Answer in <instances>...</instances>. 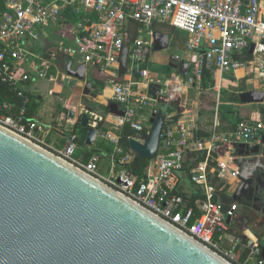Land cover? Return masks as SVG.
Segmentation results:
<instances>
[{
	"label": "built area",
	"instance_id": "2783aa9c",
	"mask_svg": "<svg viewBox=\"0 0 264 264\" xmlns=\"http://www.w3.org/2000/svg\"><path fill=\"white\" fill-rule=\"evenodd\" d=\"M155 25H169L184 32V50L192 54L193 63H188L187 72L168 83L164 78L152 77L147 66ZM133 29L136 37L131 39ZM42 33L60 38L58 42L47 39L54 42L51 46L55 50L48 53L54 63L45 59L44 50L37 49ZM251 45L252 62L233 60L234 56L245 55ZM124 47L128 48L127 68L123 82L118 83L114 78L118 77L119 56ZM58 54L65 56L66 64L71 61L74 69L84 65L86 77L94 68L110 76L99 93L108 91L109 102L119 105L123 117L110 114L106 103L105 114L81 104L72 107L75 118L70 129L62 124L67 113L50 126L26 120L30 99L24 87L46 78L45 69L55 68ZM246 65L264 80V10L260 0H0V84L21 101L20 106L8 102L0 105V127L50 151L134 201L230 264H264V244L252 242L248 257L243 259L245 245L229 234L226 219L236 215L238 203L222 212L216 201L218 193L239 182L237 168L230 165L235 153L233 145L261 144L262 122L240 118L234 131L220 132L215 119L212 133L201 140L187 130L185 122L175 123L176 112L168 110L156 155L149 160L141 178L125 167L136 156L121 144L125 126L133 132L126 137L128 145L131 140L144 143L142 137L150 131L152 113L159 109L148 93L149 85L164 87L174 82L188 92L200 91L205 71H216L219 77L224 73L234 75ZM55 74L48 80L55 82L62 75L59 71ZM205 90L219 96L220 85L209 82ZM84 114L88 117L87 127L97 131L95 140L107 146V175L99 167L102 153L91 154L86 161L76 157L80 143L74 128ZM51 131L61 135L60 148L46 142ZM223 148L221 156L219 151ZM186 152L204 156L190 170L192 203L191 198L180 193Z\"/></svg>",
	"mask_w": 264,
	"mask_h": 264
},
{
	"label": "water",
	"instance_id": "95a60500",
	"mask_svg": "<svg viewBox=\"0 0 264 264\" xmlns=\"http://www.w3.org/2000/svg\"><path fill=\"white\" fill-rule=\"evenodd\" d=\"M168 45L167 33H154L153 52L165 51ZM252 52L253 45L245 55L234 56L233 60L250 62ZM127 57L128 48L124 47L119 56L118 77L114 78L118 83L123 82ZM168 60V67L179 75L187 72L186 62L173 55ZM60 73L69 78L58 77L63 87L83 82L82 95L94 100L98 94L88 79L104 85L111 78L98 68L86 77L85 66L74 69L71 61ZM148 93L160 110L152 113L150 131L142 137L144 143L131 140L129 148L136 157L150 160L160 143L166 110H174L177 115L185 112L188 91L172 82L164 87L151 84ZM108 97L106 94L109 113L123 117L119 105L110 103ZM238 98L241 105L264 104V91L239 92ZM67 117L74 120V112L67 111ZM87 124L84 114L79 125L86 129L85 145L91 146L97 131ZM260 141L253 147L233 145L235 153L230 165L239 174L233 202L245 215L260 213L264 224V133ZM219 154L224 156V148ZM245 221L250 220L235 215L227 218L226 224L232 226L236 222L239 233L230 232L239 237L245 236ZM261 257L264 259V247ZM0 264L230 263L50 151L0 127Z\"/></svg>",
	"mask_w": 264,
	"mask_h": 264
},
{
	"label": "crops",
	"instance_id": "0c3cea01",
	"mask_svg": "<svg viewBox=\"0 0 264 264\" xmlns=\"http://www.w3.org/2000/svg\"><path fill=\"white\" fill-rule=\"evenodd\" d=\"M261 1V5H262V8H263V10H264V0H260ZM154 30H155V32H161V33H169V31H172V32H174V30L169 26V25H155L154 26ZM169 35V34H168ZM185 39H186V36H185ZM169 41H170V37H169ZM51 43L53 44L54 42H51V41H47V40H44V39H42V41H41V49L39 48V50L40 51H42V50H44L45 52H46V54L47 55H45L44 57H45V59L46 60H49L51 63L53 62L54 63V61L53 60H51L50 58H48L47 56H48V53H51V52H53L54 50H55V47H53L52 48V46H51ZM169 46V45H168ZM184 48V45L182 46V49ZM38 49V48H37ZM153 49V48H152ZM185 51V50H184ZM151 52H153V50L151 51ZM150 55V54H149ZM149 55H148V59H147V66L149 67V69L151 70V72H152V76L153 77H155V78H164V75L163 74H159V73H157L158 71H156V69H163L164 68V64L163 63H160V62H156V63H154V67H153V64L151 65L150 64V62H149ZM170 55H173V56H175V54H173V53H171ZM177 55V54H176ZM181 55H184L185 57H186V59L187 60H189L190 58H191V56H192V54L190 53V52H183V50H182V53H178V56H181ZM176 57V56H175ZM61 58V59H60ZM168 58L169 57H167V66L165 67V72L166 71H169V70H171V71H173L172 69H170L169 67H168V62H169V60H168ZM178 58V57H177ZM60 59V60H59ZM181 61H183V62H186L187 64H188V62L187 61H184V60H181ZM252 61H253V58H252ZM252 61H250V62H252ZM246 63L248 62L249 63V61H245ZM66 63H65V56L64 55H62V54H58V59H57V61L55 62V68H54V71H55V73H56V71H61V70H63L65 67H64V65H65ZM163 67V68H162ZM53 68V67H52ZM155 68V69H154ZM176 73H177V75H178V72H177V70H174ZM237 71H241V75L240 76H238L237 75ZM236 71V73L233 75V74H231V73H224V74H222L220 77H219V74H218V72H212L211 74H212V78H213V80H214V83H215V85L217 86L218 85V83H219V85H220V91H221V89L222 88H224L226 91H228V92H231V91H229V90H227L226 88H225V85L224 84H226V83H228V82H230L231 80H233L234 82H235V86H237V90H235V91H233L234 93H239V92H243V91H247V90H258V91H264V80H262V79H260L259 77H258V75H256V74H254V73H252L251 71V67H249V65H246V67L245 68H243V69H239V70H237ZM164 72V73H165ZM91 73L92 72H90L89 73V75L91 76ZM61 74V73H60ZM56 74H54L53 76H50V77H54ZM65 74H62L61 75V78L63 77L64 79H69L68 78V76L67 75H65L66 76V78H65V76H64ZM228 75H230V81H229V77H225V76H228ZM89 76V77H90ZM47 77V76H46ZM49 77V78H50ZM49 78H47V79H49ZM255 80V81H254ZM258 80V81H257ZM49 81V80H48ZM50 83H51V93H50V95L51 96H53V93L54 92H56L57 91V96L56 97H60L61 96V93L63 92V89L65 88V87H63V83L61 82H58V79H56V81L55 82H53V81H49ZM83 82H79V81H77L76 82V84H75V87H77V89L79 90V92H80V94H79V100H81V98L82 97H85V96H83L82 95V88H81V84H82ZM31 83H29V84H27V85H25V87H24V91H25V93H26V95L27 96H31V97H34L33 95H30V92L27 90V86L28 85H30ZM104 86V85H103ZM103 86H102V88H103ZM239 86H243V88H244V90H242V91H240L239 90ZM250 87V88H249ZM101 88V89H102ZM201 91V90H200ZM212 90H205L204 89V91L202 92V94H204V95H206V93H210ZM214 92V91H213ZM233 92H231V93H233ZM55 94V95H56ZM98 94V96H97V98L94 100V99H92L93 101H91V100H89V98H87L88 99V101L89 102H93V106H102V107H104V105L103 104H106V101L105 102H100V101H98V98H101V97H105L106 98V91H104V95H100V93H97ZM110 95V94H109ZM110 97V96H109ZM109 97H108V101H109ZM86 98V97H85ZM219 98V97H218ZM78 100V101H79ZM41 102H42V100H41V97H39V98H36V100H35V105H36V112L34 113V115H33V120H38V121H41L42 122V120L39 118V115H38V113H37V109H38V107H40V105H41ZM77 104H78V102H77ZM218 104H219V102H218ZM70 105V104H69ZM233 106L234 107H237L238 109V111H239V113H240V115H236L235 117H238L239 119L240 118H251V119H253V120H256V121H259L260 120V118L262 119V115H261V112H260V108L262 107V106H264V104H260L259 105V107H258V110L256 109V108H253V105H250V104H248V105H241L240 103L239 104H233ZM72 107H75V106H70V108H69V110L72 108ZM158 109H159V107H158ZM160 110V109H159ZM252 110H253V115H250V113L252 112ZM67 111L68 110H66L64 113L63 112H60V114L58 115V117L57 118H55V119H53L52 120V122L51 123H44V122H42V123H44V124H46L47 126H50V125H55V123L61 118V116L63 115V114H66L67 113ZM249 114V115H248ZM261 115V116H260ZM194 118H197V116H193L192 118H191V120L190 121H192V124H194V122H195V120H194ZM186 119H185V117H180V119L178 120V121H184L185 123H186V121H185ZM64 121L66 122H61L62 124H66V126L67 127H69V129L70 128H72V125H73V123L74 122H72V120H70L67 116H66V118H64ZM259 122H261V121H259ZM76 126H78V125H76ZM192 126H194V129L193 128H191L192 130H193V132H194V130H196V127H197V125L195 126V125H192ZM74 130H75V133H76V127L74 128ZM55 134L56 135V139L55 140H51V142L49 143V144H51L53 147H55V148H60L61 147V145H62V143H63V140H62V137H61V135L60 134H58V133H55V132H53V131H51L50 132V134L49 135H51V134ZM48 135V136H49ZM78 136V135H77ZM79 137V136H78ZM86 137V136H85ZM84 141H85V139H84ZM97 143V144H96ZM99 144V145H98ZM98 145V146H97ZM56 146H58V147H56ZM86 147V148H85ZM76 152H77V154H76V157L77 158H79V159H82V160H88L89 159V157H90V155L91 154H94V153H102V155H103V158L101 159V161H103V160H105V161H107L108 162V160L106 159V155H107V153H108V151H107V146L106 145H103V144H100L99 142H98V140H94V142H93V144L91 145V146H86L85 145V143L84 144H82V145H80L79 146V149H77L76 150ZM101 161H100V163H101ZM99 167H100V164H99ZM100 169H101V167H100ZM101 172H102V170H101ZM180 193L181 194H187V196L189 197V198H191V194L193 193V188H192V185H190V183H189V181H182L181 180V186H180ZM235 188H236V186H234V187H229L225 192H224V195H226L227 197H231L232 198V195H233V193H234V191H235ZM193 200H194V198H191L190 199V202L192 203L193 202ZM234 203V202H233ZM236 215H243V218L245 219V217H247V218H249V220L250 221H245L246 222V230L245 231H243L242 232V234L243 235H245V236H236V235H233L230 231L231 230H233V231H235L236 233H239V229H240V227H239V225L236 223V222H234L233 224H232V226H228L229 227V234L231 235V236H235V237H237V238H239L240 240L242 239V240H244V241H247V243L249 244V245H251L252 246V242H255V241H259L260 243H262V244H264V224H261V220L260 219H262L261 217V214H255V215H253V216H250V215H245L244 213H242L239 209H238V211L236 212ZM243 244V243H242Z\"/></svg>",
	"mask_w": 264,
	"mask_h": 264
},
{
	"label": "rangeland",
	"instance_id": "374dc122",
	"mask_svg": "<svg viewBox=\"0 0 264 264\" xmlns=\"http://www.w3.org/2000/svg\"><path fill=\"white\" fill-rule=\"evenodd\" d=\"M169 46L168 49L162 52H151L149 55V62L154 67V63L160 62L164 64L163 69H156L158 71L157 73L164 75V82L168 83L172 81L174 76H177V73L173 70L171 74H169V71L165 72V67L167 66V57L170 56L171 53L175 54L176 57H178L180 60L187 61L189 64H192V57L187 60L184 55L178 56V53H182L184 51V48L182 49V46L184 45L186 39H185V33L179 30H174V32L169 31ZM42 37L44 40L47 39H55L56 42L60 40L59 37H54L49 35V33H42ZM41 43L37 44V48L41 49ZM177 54V55H176ZM155 69V68H154ZM47 72V70L45 69ZM165 72V73H164ZM153 77V76H152ZM229 77L230 81V75L225 76ZM94 85L95 92L99 93L101 91V88L103 84L96 83L95 81L91 80ZM163 81V80H162ZM225 88L231 92L237 90V86H235V82L231 80L230 82L224 84ZM51 83L48 81L47 77L44 79L37 80L34 83H31L27 86V90L30 92V95H33L35 98L41 97V105L37 109V113L39 115V118L44 123H51L53 119L57 118L60 112H65L66 110H69L70 106H77L78 104L85 105L87 107H93L94 109H97V107L93 106V102H89L87 98L82 97L81 100H79V90L77 87H67L63 89V92L61 93L60 97H56L57 94L54 93L53 96L50 95L51 93ZM250 88V87H249ZM223 91V93L221 92ZM221 93L219 92V96L213 91L210 93H206V95L202 94L201 91L197 90H190L188 92V104L186 106V112L182 114V117H185L186 121V128L188 131H191V133H194L191 128L194 129V126L197 125L198 122L208 124L211 123L217 119L219 121V114L218 111V102L224 103L227 101L228 94L231 92L226 91L224 88L221 89ZM226 92V93H225ZM56 94V95H55ZM219 97V98H218ZM79 100V101H78ZM215 101L216 106L212 108L209 104L210 102ZM78 102V104H77ZM70 104V105H69ZM259 105H253V108H256L258 110ZM237 107L234 106H228L227 109L224 108V110H230L233 112L234 116L240 115L239 111L237 110ZM201 111L202 115L198 117V112ZM220 112V111H219ZM102 113V112H101ZM253 110L250 113V115H253ZM249 115V114H248ZM197 116V118H194L195 122L192 124L191 118ZM261 116V115H260ZM264 125V117L262 116V119L260 120ZM184 122V121H182ZM76 134L81 138L84 134L86 135V129H83L80 127V125L76 128ZM55 134H51L46 138V142L50 143L51 140H55L56 138ZM97 144V143H96ZM99 145V144H98ZM97 145V146H98ZM58 147V146H56ZM77 154V152H76ZM108 162L103 160L100 163V167L102 170V173L107 175V169H108Z\"/></svg>",
	"mask_w": 264,
	"mask_h": 264
},
{
	"label": "trees",
	"instance_id": "16d2710c",
	"mask_svg": "<svg viewBox=\"0 0 264 264\" xmlns=\"http://www.w3.org/2000/svg\"><path fill=\"white\" fill-rule=\"evenodd\" d=\"M136 37V32L133 29L131 31V39H134ZM173 71L169 70V74H171ZM191 72V71H190ZM55 74L54 68L50 67L47 72H46V76L47 78H49L50 76H53ZM211 83L214 84V80L212 78V74L208 71H205L203 79H202V89L201 91L203 92L204 89L206 88V84L207 83ZM239 90L242 91L244 90L243 86H239ZM223 93V91H221ZM220 92V94H222ZM226 93V92H225ZM30 99V103L27 106V114H26V120H33V115L36 112V105H35V97H31L29 96ZM8 102V103H12L16 106H20L21 105V101L19 98L16 97L15 94L11 93L8 89L4 88L3 86H1L0 84V105ZM239 98H238V94L237 93H229L228 97H227V101H225L224 103L219 101L218 104V111L217 113L220 115L219 116V125H218V131L220 132H232L235 130L236 125L239 121L238 117H235L233 112L230 110H224L227 109L228 106H233V104H239ZM215 101L210 102V106L212 108H214L216 105ZM97 110L102 114H105L107 112V109L105 107L102 106H96ZM260 112L261 115L264 117V106H262L260 108ZM169 109H167L166 111H168ZM220 111V112H219ZM170 113H173L174 110H169ZM202 115V112L199 111L198 112V117H200ZM181 115H175L173 120L176 123L179 119H180ZM212 123L210 125L208 124H204V123H197V127L196 130L194 131V137L196 139H207L210 134L212 133ZM77 128V126H76ZM133 132L132 130H130V128L128 126H125L122 129L121 135H122V140H121V144L124 148L128 149L129 145L128 142L126 140V137L129 135H132ZM85 134L80 138L79 137V143L80 145L84 144V139H85ZM204 160V156L203 155H198L195 153H191V152H186L183 156V168H182V173H181V180L182 181H188L189 180V175H190V170L193 169L199 162ZM149 163V159H141L139 157H135V159L125 165V167H127V169L135 176L141 178L144 175V171L145 168L147 167ZM213 181H218L216 179H214ZM218 186H221V183L217 182ZM184 197L187 196V194H183ZM216 201L219 202L220 208L222 210V212H225L229 206L231 204H233V200L231 197H227L226 195H224V193H218L216 195ZM241 243H243L246 247V251L243 253V259H245L246 257H248V254L251 250V245H249L247 243V241H244L241 239Z\"/></svg>",
	"mask_w": 264,
	"mask_h": 264
},
{
	"label": "bare ground",
	"instance_id": "6f19581e",
	"mask_svg": "<svg viewBox=\"0 0 264 264\" xmlns=\"http://www.w3.org/2000/svg\"><path fill=\"white\" fill-rule=\"evenodd\" d=\"M237 75L240 76L241 75V71H237ZM255 81V80H254ZM258 81V80H257ZM106 94H109L108 91H106ZM98 101L100 102H105L106 101V98L105 97H101V98H98Z\"/></svg>",
	"mask_w": 264,
	"mask_h": 264
},
{
	"label": "flooded vegetation",
	"instance_id": "af4514ba",
	"mask_svg": "<svg viewBox=\"0 0 264 264\" xmlns=\"http://www.w3.org/2000/svg\"><path fill=\"white\" fill-rule=\"evenodd\" d=\"M60 59H61V58H60ZM60 59H59V60H60ZM260 210H262V208H261ZM258 214H260V213H258Z\"/></svg>",
	"mask_w": 264,
	"mask_h": 264
}]
</instances>
